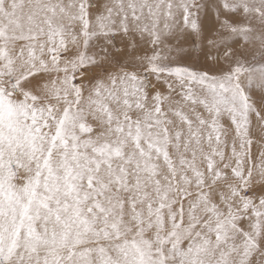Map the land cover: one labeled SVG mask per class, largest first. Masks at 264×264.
<instances>
[{
    "label": "snow or ice",
    "instance_id": "6c2138e0",
    "mask_svg": "<svg viewBox=\"0 0 264 264\" xmlns=\"http://www.w3.org/2000/svg\"><path fill=\"white\" fill-rule=\"evenodd\" d=\"M0 264H264V0H0Z\"/></svg>",
    "mask_w": 264,
    "mask_h": 264
}]
</instances>
